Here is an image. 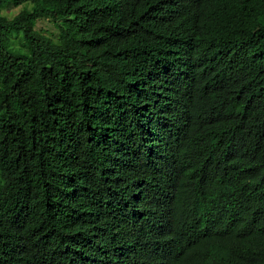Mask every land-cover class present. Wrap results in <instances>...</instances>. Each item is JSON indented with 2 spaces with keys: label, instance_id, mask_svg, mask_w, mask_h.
Instances as JSON below:
<instances>
[{
  "label": "trees",
  "instance_id": "trees-1",
  "mask_svg": "<svg viewBox=\"0 0 264 264\" xmlns=\"http://www.w3.org/2000/svg\"><path fill=\"white\" fill-rule=\"evenodd\" d=\"M252 80L264 0H0V264H264Z\"/></svg>",
  "mask_w": 264,
  "mask_h": 264
},
{
  "label": "rangeland",
  "instance_id": "rangeland-1",
  "mask_svg": "<svg viewBox=\"0 0 264 264\" xmlns=\"http://www.w3.org/2000/svg\"><path fill=\"white\" fill-rule=\"evenodd\" d=\"M19 9H20L19 7L18 8L11 7L10 14L15 15L19 11ZM36 30L41 31L42 33H47L52 35H55L57 33L53 24L47 20H39L36 24ZM16 39L17 38H12L13 44H16Z\"/></svg>",
  "mask_w": 264,
  "mask_h": 264
},
{
  "label": "clouds",
  "instance_id": "clouds-1",
  "mask_svg": "<svg viewBox=\"0 0 264 264\" xmlns=\"http://www.w3.org/2000/svg\"><path fill=\"white\" fill-rule=\"evenodd\" d=\"M253 72H254V70L250 74H252ZM252 81L254 83L250 82V84L253 87L249 88L250 90H248V92L253 93L257 100L264 102V81L263 80H261V81L252 80Z\"/></svg>",
  "mask_w": 264,
  "mask_h": 264
}]
</instances>
